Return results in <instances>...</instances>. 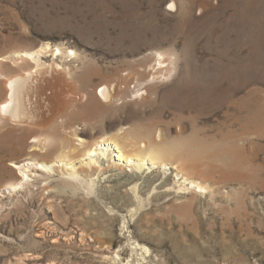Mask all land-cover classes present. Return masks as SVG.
<instances>
[{
  "label": "rangeland",
  "instance_id": "obj_1",
  "mask_svg": "<svg viewBox=\"0 0 264 264\" xmlns=\"http://www.w3.org/2000/svg\"><path fill=\"white\" fill-rule=\"evenodd\" d=\"M172 2L177 11L170 8ZM246 15L251 27L242 25ZM263 33L264 0H0L5 70L17 66L8 57L17 59L49 44L51 51L41 61L74 69L66 76L69 82L79 81L87 69L94 83L128 79L127 95L102 118L113 131L124 127L123 134L131 129L135 137L134 128L144 131L149 125L175 139L183 116L190 124L186 136L192 137L195 121L202 136L215 138L186 140L192 153L182 157L188 158L192 177L208 185L205 193H196L171 167L151 172L110 167L91 178L82 173L90 158L81 152L73 156L79 178L64 174L62 163L44 172L30 154L41 156L48 149L21 131L13 135L23 142L13 145L2 138L11 125L0 121V264H264V119L248 126V138L237 142L221 138L229 128L226 108L199 116L190 106L179 111L191 99L185 86L194 74L213 80L222 71L219 57L230 64L231 58L259 47L264 53ZM237 41L233 49L225 47ZM57 47L63 53L54 57ZM69 51L77 57L65 58ZM163 52L174 55L176 69L150 81L156 84L150 98L145 91L135 94V78L150 80L159 71L151 66ZM256 72L248 89L264 98V59ZM5 82L0 77V97ZM54 105L56 111L63 107ZM260 109L264 112V106ZM72 141L80 146L77 138ZM99 159L98 166L107 169L111 160ZM24 165L25 173L20 170Z\"/></svg>",
  "mask_w": 264,
  "mask_h": 264
},
{
  "label": "bare ground",
  "instance_id": "obj_2",
  "mask_svg": "<svg viewBox=\"0 0 264 264\" xmlns=\"http://www.w3.org/2000/svg\"><path fill=\"white\" fill-rule=\"evenodd\" d=\"M170 8L177 11L176 2H172ZM244 18L242 25L251 27L249 15ZM236 43L239 44L238 41L227 43L225 47L233 49ZM260 45H264L263 39L260 40ZM236 47L238 49L240 46L237 45ZM259 48L255 52L243 53L241 58H231L230 64L222 63L224 56H221L223 53L219 51L222 68L220 75L213 77V80H207L204 77H199V73L194 74V78L189 79L192 83H186L185 86L186 95L190 96L191 99L187 100L185 106L180 107L179 111L185 113V107L190 106L199 116L203 112L226 108L225 121L229 128L225 127L227 132L221 134L222 140H237V142L238 140H246L249 136L248 126L259 119H264V112L260 109V106H264V98L260 96L259 91L248 89L253 81L257 79L258 72L256 70L261 68L264 59V53ZM50 51L51 46L44 44L37 50L24 52L23 55L20 53L21 56L18 55L17 59L8 57L9 61L11 60L14 64H17L16 68L9 70L4 69L5 64L3 62L5 61H0V77L6 78L5 90L2 91L3 94L0 97V121H7L13 129L6 132L2 138H9L13 145L23 142L21 136L13 135L15 131H21L22 135L29 134L31 137L37 138L39 141L38 146L48 150L41 156L30 154V161H33L38 167L41 166L40 169L44 172L48 171L50 173L56 170L55 164L62 163L64 174L76 179L80 172L75 168L73 159L75 155L79 154L78 152H81L82 157L87 156L90 158L86 163L88 170L83 168L82 173L91 178L106 174L110 167L120 172L124 170L138 172L148 170L151 172L156 168L167 171L171 167L175 169L177 176L184 179L185 184L189 183L191 185V189L196 193H205L208 190L207 184L192 177L193 171L191 172L188 158L185 159L182 156L185 153H192L185 147L186 140H215V138L202 136L201 129L197 128L195 121L192 122L194 130V132L192 131V137L186 136L190 124L183 122V116L180 117L181 122L180 125L178 124V135L175 139L170 138L168 132L163 131L160 127V129L157 127L154 129L149 125L144 131L141 128H134L132 134L135 137L129 134L131 129L123 134L121 131L124 130V127H119L113 131L115 127L106 125L102 118H105L106 109L116 106L119 99L127 95L128 79L119 77L117 82L113 79L100 80V82L94 83L90 78L91 72L87 69L79 81L72 78L69 82L66 76L69 73L73 74L74 69L69 67L66 71L56 62L46 65L41 61L42 56ZM237 52L234 56L237 55ZM52 53L54 57H58L63 52L60 47H57L52 50ZM166 56L168 59H165ZM68 57L70 60L75 59L77 53L75 51L66 52L65 58ZM8 59L5 58V60ZM20 60L22 63L19 62ZM151 67L154 69L158 67L159 71L150 74V80L145 82L135 78V94L145 91L147 97L153 95L149 90L156 84H151L150 81L155 83L162 77H169L176 69L177 63L174 55L163 52L158 53V58ZM164 69L166 73H164ZM188 69H190V66ZM137 74H140V72L135 71V76L143 75ZM92 87H96L95 90ZM140 87L144 88L140 89ZM48 91H51L50 94L47 93ZM239 92L245 93L236 98ZM143 98L147 99L145 95H143ZM55 103L60 106L62 104L63 107L56 111L54 108ZM257 107L259 111L256 112ZM198 116L195 115L194 117L197 118ZM237 125H241L243 131L233 130V127ZM136 136L140 139H137ZM87 137H90V140L93 141H86ZM74 138H77L80 146L73 144L72 140ZM126 140H136L137 142L128 143ZM110 146L113 147V150L110 149ZM7 148L9 147L4 146V149ZM81 155H79L80 158ZM96 155H99V158L105 157L111 161L113 160L112 165L109 161V167L101 169L98 166L101 159L95 158ZM15 164L20 165V163ZM24 166H20V170L25 173L27 166ZM66 166H71V169L66 170ZM25 179L24 175L20 181ZM91 181L94 182L95 179ZM182 189L190 190V188L185 187ZM146 250L149 252V248H146Z\"/></svg>",
  "mask_w": 264,
  "mask_h": 264
}]
</instances>
